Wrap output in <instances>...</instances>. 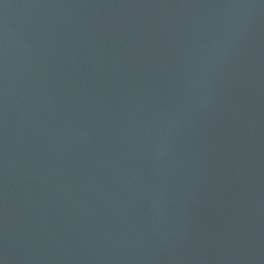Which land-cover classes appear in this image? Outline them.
<instances>
[{"label": "water", "instance_id": "obj_1", "mask_svg": "<svg viewBox=\"0 0 264 264\" xmlns=\"http://www.w3.org/2000/svg\"><path fill=\"white\" fill-rule=\"evenodd\" d=\"M0 264H264V0H0Z\"/></svg>", "mask_w": 264, "mask_h": 264}]
</instances>
